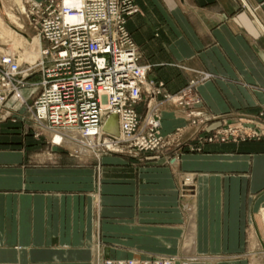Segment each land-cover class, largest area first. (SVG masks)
<instances>
[{
    "label": "crops",
    "instance_id": "crops-1",
    "mask_svg": "<svg viewBox=\"0 0 264 264\" xmlns=\"http://www.w3.org/2000/svg\"><path fill=\"white\" fill-rule=\"evenodd\" d=\"M135 3L127 30L150 80L174 94L203 70L215 75L200 88L209 115L264 108V0ZM187 120L162 106L163 134L185 128L171 161L80 163L50 146H0V264L261 262L264 140L187 145ZM30 133L8 122L1 139ZM186 174L194 189L184 195Z\"/></svg>",
    "mask_w": 264,
    "mask_h": 264
},
{
    "label": "built area",
    "instance_id": "built-area-1",
    "mask_svg": "<svg viewBox=\"0 0 264 264\" xmlns=\"http://www.w3.org/2000/svg\"><path fill=\"white\" fill-rule=\"evenodd\" d=\"M138 12L134 0H81L78 7L49 0L34 6L35 27L48 46L39 63L29 67L16 55L0 56V124L28 120L37 136L45 131L88 146L92 143L85 140H101L102 126L116 116L121 135L111 136L110 145L138 153L164 150L169 143L157 101L161 88L148 82L151 66L141 64L127 30ZM73 15L79 19L71 20ZM38 74L41 81L33 82ZM144 101L143 117L137 108ZM74 131L84 138L74 137Z\"/></svg>",
    "mask_w": 264,
    "mask_h": 264
},
{
    "label": "rangeland",
    "instance_id": "rangeland-1",
    "mask_svg": "<svg viewBox=\"0 0 264 264\" xmlns=\"http://www.w3.org/2000/svg\"><path fill=\"white\" fill-rule=\"evenodd\" d=\"M46 1L49 0H42L40 2H33L30 0H0V21L2 22L1 30L2 34H4L2 38H0V48L3 49L4 53L13 51L12 54L16 55L17 57L19 56L18 59L22 62L24 67L32 65L28 64V60L26 59V57H24L25 53H27V55H31L33 54V50H35V53H38L39 55L40 61L42 48L48 46L47 43L40 40L39 33L35 27L34 17L31 13L34 6ZM10 14H14L13 16L15 17V21L11 18ZM15 43L16 46H14ZM214 80L215 75H213L212 73L203 70L192 71V77L186 87L173 94L168 93L165 90V85L163 83H157L150 80L148 74V82L154 83L157 87L159 86L161 88L162 93L157 97V101L160 104L159 112L161 120L162 106L164 104L177 106L185 110L188 118V127L192 131L191 135L193 134L188 139L187 145L193 141H196V143H198L200 147L205 144L233 143L239 145L248 142L263 141L264 108L258 106L257 111H251L250 108L238 113L225 115H209L206 112L204 107V100L200 94V88L208 82ZM40 81L41 75L38 74L33 79V82L39 83ZM25 95L27 96L28 93L26 92ZM166 95L171 96L172 99L170 101H166ZM141 105L142 112L139 111L138 108L137 110L138 112H140L141 116L144 117L147 111V103L144 101ZM8 122L12 124H23L26 128L32 131V133H30L31 135L26 134L28 136L27 138H20L17 134V136L11 138L6 137L1 139L3 133V125ZM35 129L37 130L33 122L28 120L27 122H14L12 120L2 122L0 124V146L18 147L21 145L28 148H46L47 146H50L65 152L71 161H78L80 163H100L102 158L111 155H118L129 158H140L147 156L145 157V159L147 160L159 158L165 155L168 157V161H171L172 159H175V156H178L177 153L179 154L181 151V138L183 137V132L185 130V128H181L171 134H163L165 137H167L166 139H168L169 145L159 153H138L131 152V150L127 149L124 145L118 147L110 145V142H108L110 141L109 139H111L110 137L118 136H115V134L112 133L113 131L109 128L108 131L110 132V134L104 133L103 137H101V140L97 139L88 146L84 144H79L76 146H74L75 144H59L58 142H56V140H54V136L47 134L45 131H40L42 136H37V132L35 131ZM105 129H107V127ZM190 146L191 145H189L188 147ZM183 177L182 192L184 195H187L194 189V175L186 174ZM188 178L192 179V183H187ZM129 264H135V261H131L129 262ZM254 264H264V258L261 262L260 260L258 261V259H255Z\"/></svg>",
    "mask_w": 264,
    "mask_h": 264
},
{
    "label": "bare ground",
    "instance_id": "bare-ground-1",
    "mask_svg": "<svg viewBox=\"0 0 264 264\" xmlns=\"http://www.w3.org/2000/svg\"><path fill=\"white\" fill-rule=\"evenodd\" d=\"M66 2H67V4H69L71 6H76V7H78L81 4V0H66ZM13 15L10 14L11 18L15 21V17ZM70 19L73 20V21H77L79 19V17L77 15H73V16H70ZM1 27H2V22L0 21V38H2V36L4 35V34H2ZM14 46H16V43L14 44ZM12 53H13V51L12 52H8V53H5V54L13 55ZM3 54H4L3 49L0 48V56L3 55ZM24 57H26V59L28 60V64L35 65V64H38L39 63V55H38V53L37 54L35 53V50H33V54H31V55L30 54L27 55V53H25ZM32 65H28V67L29 66H32ZM106 127H107V129H105ZM108 128L113 131L112 133L115 134V136H118L119 137L121 135V125H120V121H119V119L116 116H112L108 121H106L104 123V125L101 128L102 133L103 134L104 133L110 134V132L108 131ZM118 128H119V130H118ZM72 135L74 137H76V138H81V139L84 138L83 137L84 135L81 132L74 131L72 133ZM54 138H55L56 142H58V143H65L67 145H69V144H75L74 142L63 138V136H61V135L55 134L54 135ZM85 141L86 142H89V143H92L93 142V138H89V139H87ZM76 145L77 144H75L74 146H76Z\"/></svg>",
    "mask_w": 264,
    "mask_h": 264
}]
</instances>
